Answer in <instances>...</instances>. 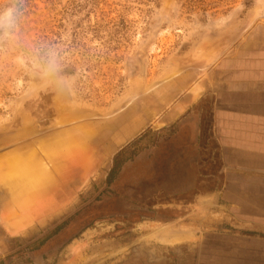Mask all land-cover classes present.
<instances>
[{"label":"rangeland","instance_id":"obj_1","mask_svg":"<svg viewBox=\"0 0 264 264\" xmlns=\"http://www.w3.org/2000/svg\"><path fill=\"white\" fill-rule=\"evenodd\" d=\"M9 7L22 11L0 38V264H264V231L207 197L224 185L213 88L263 62L264 0ZM194 212L201 228L165 243Z\"/></svg>","mask_w":264,"mask_h":264},{"label":"crops","instance_id":"obj_2","mask_svg":"<svg viewBox=\"0 0 264 264\" xmlns=\"http://www.w3.org/2000/svg\"><path fill=\"white\" fill-rule=\"evenodd\" d=\"M240 70L213 88L210 150L218 153L224 185L207 197L217 204L225 200V213L232 221L264 231V60ZM193 215L197 214L184 218L178 236L185 234V227L189 232L201 228V218Z\"/></svg>","mask_w":264,"mask_h":264},{"label":"clouds","instance_id":"obj_3","mask_svg":"<svg viewBox=\"0 0 264 264\" xmlns=\"http://www.w3.org/2000/svg\"><path fill=\"white\" fill-rule=\"evenodd\" d=\"M20 7H9L0 9V38L3 37L4 29H7L9 35L16 27L18 17L21 15Z\"/></svg>","mask_w":264,"mask_h":264},{"label":"bare ground","instance_id":"obj_4","mask_svg":"<svg viewBox=\"0 0 264 264\" xmlns=\"http://www.w3.org/2000/svg\"><path fill=\"white\" fill-rule=\"evenodd\" d=\"M23 215H24V214H23ZM10 217H11V216H10ZM12 219H13V218H12ZM17 226H19V225H17ZM17 226H16V227H17ZM7 228H8V227H7ZM20 229H21V228H20ZM162 229H164V228H162ZM165 229H166V228H165ZM18 230H19V229H18ZM166 230H167V229H166ZM159 231H161V230H159ZM161 232H164V230L161 231ZM181 233H182V232H181ZM189 234H190V233H189ZM156 235H157V234H156ZM169 235L171 236V234H169ZM192 235H193V234H192ZM194 235H195V234H194ZM157 236H158V235H157ZM165 236H166V233H165ZM158 237H159V236H158ZM160 237H161V236H160ZM185 237L188 238V236H186V234H183V233H182V235H180V236L175 235L173 239H172V238H170V239H172V241H171L172 243H173V242H176V243H177L178 241H181L183 238L185 239ZM193 237H194V236H193ZM162 238H163V237H162ZM190 238H191V237H190ZM188 239H189V238H188ZM192 239H194V238H192ZM166 240H167V238H166ZM166 240H165V243H166ZM182 241H183V240H182ZM182 241H181V242H182ZM167 242H168V241H167ZM165 243H164V244H165ZM169 243H170V242H169ZM172 243H171V244H172Z\"/></svg>","mask_w":264,"mask_h":264}]
</instances>
